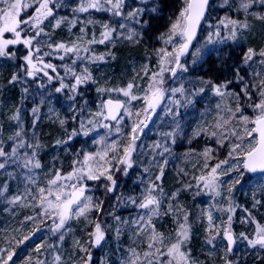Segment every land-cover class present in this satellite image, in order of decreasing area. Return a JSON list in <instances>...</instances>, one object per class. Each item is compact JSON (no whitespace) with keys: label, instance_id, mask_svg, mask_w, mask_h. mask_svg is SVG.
Returning a JSON list of instances; mask_svg holds the SVG:
<instances>
[{"label":"rangeland","instance_id":"1","mask_svg":"<svg viewBox=\"0 0 264 264\" xmlns=\"http://www.w3.org/2000/svg\"><path fill=\"white\" fill-rule=\"evenodd\" d=\"M232 1L235 0H227V3H225V0L213 1L212 7L210 10H208L204 24L198 33L197 39L192 46L191 51L186 58L181 60V64H183L184 67L187 68V71L185 72L182 69H177L175 77L171 72L164 73V83L162 87L165 89V98L157 106L156 111L154 113H150L151 118L147 121V124H150L153 120H155L168 124L169 128H172L171 132H168L173 133L172 136H169L172 140L171 143L175 139V145H179L180 148H183L180 149L181 155H172V161L177 160L178 163L184 162L185 158L183 157L185 156V154H188L187 149L189 148V145H191L192 140L197 141L199 139H202L203 137H217L218 139H222V137H220L219 135L213 136L212 133H224V135L227 136L228 132L234 127L238 130V122L236 119H233L223 128L218 129L216 127L218 123L223 124L224 120L228 119V117L231 115L229 109H231L232 111H235L236 109L238 101L236 96L230 93L231 91L227 92L224 88H222L221 91L224 93V95H217L213 90V86L209 85V82H207V80H204L203 82L205 83V86L202 85L203 83L199 84V90L190 92V90L184 89L183 94L176 93L175 95H173V93L171 92L172 88L183 87V84H186L189 81L190 77H192L190 73L198 75L200 72H204L205 67L204 63L202 62L206 55H208L214 48L227 43L233 44L234 40H246L248 45H250V48L254 49L255 55L253 56V67L255 69L256 76L257 73H260V75L256 77L258 81L256 80L257 92L255 97H257V99L254 103L259 102L260 96L258 89L260 86V80L264 79V64H261V60H264V57H261L259 55V53L264 50V19H258L257 14L260 16H264V5H261L259 3V0H255V2L249 8L248 12H245L244 10L241 13L238 12L241 17L235 19V21L238 22L236 37L235 39H231L230 37L232 26L229 25L228 28H225L224 24H221L220 21L224 20L225 23H227L229 19L234 20V18L230 17L226 13L220 12V9L223 10L225 6ZM236 1L237 3H235L234 5L239 6V2L241 0ZM24 2L32 5L30 8L24 10L21 13V16L23 18H27V16H30L35 12V8L38 7V4L34 3L33 0H24ZM61 3V9L66 12V15L64 16L56 15L57 8L55 7V4H50V7H53L56 19H59L61 17H65L67 19L60 25V27L53 28L55 19L49 17L41 25V27L44 29L43 33L37 38L36 41L33 42L32 51L35 54L33 62L37 63V60L41 61V63L37 64V67L42 69L41 71H38L33 77L27 76V73L24 71V68L27 67V64L24 61L23 57L27 55L28 49L25 48L24 45H12L9 46L6 51H8L9 49H15L17 51V49L19 50L20 48L25 50L23 52V57L20 59L21 63H18V67L21 70V79H17V84L18 87L21 88V90H29L35 83L38 84V82L45 79V83L42 84V88L44 89L46 94L38 99L39 104L43 102L44 105V103L47 102L43 109H46L48 107L53 94L61 95V97H73V99L66 98L67 102L69 103V109L60 115V120H66L67 124H65L63 127L60 124V128L62 127V131L57 128V131L59 129L61 134L63 133V144L75 142L77 143V151H79L78 157L77 154H75V156L74 154L70 153V160L69 156L66 155L68 160L63 161L67 162V165H71V169L65 171L68 167L66 165H62L63 162L58 163L59 166L56 167L55 171L59 170L60 172H65L64 174L62 173L63 175H67L72 171L73 161L77 158L83 160V155L85 152L94 154L97 151H103L105 147L111 146L113 143H115L117 145L116 150L113 152H109L108 158L111 159V157L113 156L123 157L124 148L130 141L121 143L122 139L125 137V135L131 132V127L134 123L138 124L140 120H143L145 117V113L143 111L145 107V101L143 99H138L130 101V103L128 104L129 110L131 111L132 115L131 117L127 115L124 116V119L121 121L120 125L121 132H116L117 125L115 121H103V123L109 124L111 131L100 126L99 124H96L94 127V125L89 124L88 121L92 120L96 122L98 119H102L95 117L93 114L100 110L98 105H101L104 100L100 101L97 99L88 98L84 99L83 97H81V88H85V92H89L86 87L93 86L92 91L97 92L98 88H124L129 82H132L134 85H136V87H134L132 90L133 95L143 97L144 90L150 83V77L152 73L159 72V50L161 48H167L169 51H171L172 45H166L162 43L160 48V43H157V38L159 37V35L156 33L151 36L147 34L146 40H148L149 44L147 46L145 55L146 57L142 63V66L138 70H134L132 72L131 79H127V83L121 85L118 81H114L111 82V84L108 85L107 88H105L103 86H100L96 79L106 77L105 73L107 72L108 68V65L106 63L111 57V48L114 44V40L121 37L120 33H122V37L126 38L129 34L130 29L135 32L134 29L143 28L141 26L136 27L137 24L130 25L128 23V21L132 20L127 18L128 13L138 8L135 6L132 0H125V3L121 9V16H115L112 12L97 11L95 9H89L88 12L74 14L73 9L79 5L80 0H61ZM0 7H2V5H0ZM142 10L143 11H141L137 15L135 21L140 18L141 13L143 14V7ZM229 11L235 13L237 11V8H232ZM106 15L110 16L114 20H117L116 24L119 27V30L117 33L113 31L110 38L108 40H105L104 43H99L98 41L103 38L101 36V33L105 30L103 25L107 22ZM74 18L76 22L74 24L69 23ZM88 20H92L93 23H87ZM121 24H124L125 27L121 28ZM239 24H246L247 27L241 28L239 27ZM81 28H84L83 33L81 32ZM111 28L114 29L117 27L115 25H111ZM122 29L123 31L126 30L125 34ZM217 32H219V35H217ZM210 34L211 42H209ZM29 35H35V31H30ZM81 37H83V39H80ZM5 38H11V34L6 33ZM92 39H95L97 43L89 44L88 41ZM176 42L179 43V40L177 39ZM58 43H64L68 47H72L73 44H75L80 48L79 57H77L75 53H65L62 49H56L55 45ZM49 44H51L52 47H49ZM85 47L88 48V51H84ZM37 48L40 49L38 53L36 52ZM197 49H200L199 54L194 56L193 53H195ZM46 53H48V55H46ZM102 55L104 56L103 60L95 59V57ZM61 57H63V59H61ZM6 64L8 65L9 69H12L11 63L8 62ZM43 64H52L55 68V71H53L52 68L44 69ZM145 66L148 69L147 75H145L144 72ZM174 66V64L169 65V67ZM66 69H70V71H66ZM85 69H87V73L85 72ZM12 70V72H14V75H18L19 69L14 68ZM44 72H47L48 75L45 76ZM73 72L76 75L90 74L92 77L91 80L80 84L75 93L71 92L70 88V86L75 83V77L72 74ZM49 76L52 77L51 80L48 79ZM61 81H63V83L68 85L69 87L64 88L61 92L58 93L55 91V89L60 87ZM200 89H203V91H200ZM202 92L207 93V99H199L198 103L195 104L196 99L201 95ZM103 93H106L113 99H119L121 101H126L128 99L124 97L122 93H118L115 91H105ZM97 94L100 95L102 93ZM78 97H81V99L76 101L75 99H77ZM25 98L28 102H30L32 107L37 109L36 112L40 111V108L43 105L38 104V106H36L33 96L30 93H26ZM189 100L196 105L197 111H195L193 106H189L191 104L189 103ZM176 101H179V103L177 104ZM71 105H73L74 108H71ZM186 105L187 107H185ZM217 105H219V108L217 107ZM14 106L15 107L12 111H0V145L2 144L3 146H5L7 149L6 153L10 154L12 148L16 146L21 140H23L25 146L22 148H18V151H27L19 153L20 156L17 157L18 163L16 164H19L23 167V160L25 156L27 155L28 157H31L34 150L36 152V156L34 159L40 163L38 157L40 147H35L37 144L35 142L34 136L31 137V135H28L26 137H17L15 135L16 138H13L12 144H6L5 142V138L13 136L14 133L22 129V126L19 124L16 125L15 120L12 119V117L18 110V105L16 104ZM167 109H170V112L166 111ZM250 110L251 113L245 115L252 116L253 109L250 107ZM67 113L69 114L68 116L66 115ZM137 113H139V116L136 115ZM181 114L182 117L178 119L179 127L177 128L175 123L172 121L174 120V116L178 117ZM74 116L75 119H73ZM169 116H172V118L169 119ZM189 119L191 122V127L189 131L185 133L187 134L186 137L185 135H183V132L186 129ZM81 121L84 122V129L80 128ZM93 127L94 130L90 131L87 136L83 134L84 131ZM142 127L143 130H145L146 127ZM249 127H251V125H249ZM73 129H75L79 134L69 140L68 137L72 133ZM163 130L164 126L163 124H160V133H162ZM197 132H199L198 135L196 134ZM101 137H105L104 144L93 143V141L99 140ZM74 139L76 140L74 141ZM151 142V145H154L155 140L152 139ZM238 142L239 141H237L235 137L228 136L227 139H223L222 144L217 143V141L215 142V144L219 150H223V148H225V150L229 152L230 144ZM28 144H31L34 147L29 148ZM68 150L69 149L67 148V151ZM81 150L82 153L80 154ZM218 156L219 154L215 155V161H213L215 164L218 162L216 160ZM6 159V165H9V158L6 157H0V163H5ZM227 159H229V164L222 166L225 170L230 168L232 165L237 164V159H232L229 157ZM151 160L150 162H152ZM199 160L200 161L198 163H201V167L205 168L204 165L206 159L201 158ZM131 161L132 166L127 168L128 171L126 174L129 177V181L132 182L131 185L133 186L130 187L129 196L125 198L120 194L121 185L117 183L114 186V191L108 193L111 198V207L109 209L111 214H115V212L118 214L125 213L126 216L130 214V212L127 211L128 208L135 209L132 213L136 215V219L130 218V223L132 224L133 221L139 220L140 216L144 215L146 212L145 209H141L137 206L144 199V197L142 199L141 194L140 197L136 199L137 192L133 191V188L142 190V187H135L138 186L136 183L133 185L135 177L137 175L142 177V173L146 174V169L153 166L148 165L147 168L141 167L138 169V162L142 161V153L138 152L137 145L131 156ZM215 164L211 165V167H214ZM126 167L127 166L121 164L119 160H112L111 173L113 178L114 174H123ZM211 167H207L202 175H207V173L211 170ZM23 168L25 169L27 178L29 179V187L26 188V186L24 185L17 184L15 193L8 199L9 202L12 201L15 196L21 197V200L15 203H11L14 208L16 207V211H14L12 220L0 226V248L5 250L3 253H0V255H3V257L7 259V254L9 252L14 254L16 249L15 247L18 248L19 245H23V248H25V254L23 256L24 258L14 260V257L12 256V260L9 261V264H28L29 258H31V264H36L37 259L47 261V264H53L55 255H60L61 261L59 262V264H64L66 261V257L63 256V241H60V239L59 241L57 240L58 242L55 248L56 251L50 253L47 256V252L45 251V249L47 246L46 240L49 238V234L55 235L56 233H58L60 235H64L68 230V227H78V224L81 223H83V227H85V225L89 226V224L91 226V223H93L94 221H96L95 223L99 222L102 225V222L100 221L101 214L97 213V215L92 218L89 211L85 216L77 217L73 212L70 218L66 221L65 227L60 229V231L54 233L52 229L54 228L55 224L59 223V217L56 214L58 210L46 209V206L40 205L38 188H47V181L54 177L55 171H50L48 168V170L41 172V167H32L31 171H29L28 168ZM143 176L145 179L144 182L146 183L145 188L148 189L149 187L147 185L150 186L151 180L154 177H152V175L148 177H145V175ZM149 177L151 178L149 179ZM27 178L25 177V179ZM33 180L35 181V183H32ZM237 180H239V183H236ZM101 181H103L105 186H111L109 181L103 178L101 179ZM187 182H190L189 185H191V188L188 191L187 195L189 199L188 201L187 199H183L171 203L169 200L161 198L162 201L160 204L159 214L152 217L151 225L143 222L141 224H133V230L135 232H142V239H138V235H136L137 238H134V241H138V244L131 243L128 246L129 248L126 250V254H124V256H115L118 263L121 264V261L128 260L130 248H135L136 251L140 254L141 261H143V253L149 250L147 246L148 243L151 242L150 235L153 228L156 230V232L162 234V236L164 237L163 245H156V247L160 248L161 251L166 254L168 247L176 242L179 224L185 223L184 214L186 213L189 219V217L192 216L193 212L196 217V229L191 227L187 219V224L189 223V238L181 249L182 251L189 254L190 264H225L226 261L230 262V264H234L237 262V256L242 250H247L249 252H252L253 254L264 252V248H260L259 246L251 247L248 245L247 240H244L240 236V233L243 232L249 238H255L257 224L264 227V174L254 178H249L245 173L244 168L241 166L239 171L232 170L229 171L227 175H219L217 188L219 195H216L209 189L205 188L203 182H200L198 184L197 178L195 181H190L188 179ZM229 189H231V192H229ZM127 194L128 193L125 192L124 195ZM86 195H89L87 191ZM130 197L132 199H130ZM133 199L135 200V203H133ZM256 201H259V203H256ZM230 204L234 208V211L232 213L221 210L227 209ZM254 204L255 206H253ZM27 208H30L31 213L26 212ZM209 212L213 217V227L211 230H209L208 218L206 215V213ZM229 215H232L231 231L235 238V248L231 254L227 253V247L223 240L224 236L222 230L224 226L228 225ZM28 217H32V219H27ZM36 217H38L39 219H36ZM144 219L145 221H147V215H144ZM95 223H93V227L90 228V233L94 232ZM102 228L105 230V239L101 242L100 245H97L95 247L98 249L97 255L95 256V263L109 264V254H113L114 251L112 250H117L114 245V241L117 238V226L114 225L111 226V228L109 226H102ZM218 230L219 235L217 236L216 233ZM26 236L29 238L27 240H24V237ZM31 236L34 239H30ZM210 236H216V240L213 244L206 243V240ZM86 238H88L87 235ZM90 238L92 239V237ZM20 241H23V243H20ZM37 245H43L40 252L36 251ZM151 251L155 252V248ZM70 257L69 264H79L81 255L72 254ZM157 258L166 260L167 256L165 255Z\"/></svg>","mask_w":264,"mask_h":264},{"label":"snow or ice","instance_id":"2","mask_svg":"<svg viewBox=\"0 0 264 264\" xmlns=\"http://www.w3.org/2000/svg\"><path fill=\"white\" fill-rule=\"evenodd\" d=\"M34 3L38 4V7L35 8V12L27 16V18H23L21 13L24 10H27L32 5L24 2V0H0V56H8L9 53L6 51L9 46L22 44L25 48L28 49L27 55L23 57L24 61L27 64V67L24 68V71L27 73V76L33 77L36 75L38 71L42 69L37 67L38 63H41L40 60H37V63L33 62L34 52L32 51L33 42L37 40V38L43 33L44 29L41 25L47 20L49 17L55 19V24H53V28L60 27V25L67 19L65 17H61L59 19L55 18L53 7H50V4H55L56 8L62 6L61 0H33ZM209 0H184V6L181 8L179 15L172 22L171 27L167 33V38L165 39L166 45H172V50L169 51L167 48H161L159 50V72L152 73L150 77V83L147 88L144 90L143 97H138L133 95L132 90L136 85L132 82H129L124 88H116V89H104L98 88V93H103L105 91L108 92H118L122 93V95L128 98L126 101H121L119 99L109 98L102 102L101 105H98L99 111L95 112L93 115L98 119L96 122L89 120V124H93L94 127L96 124L109 129L111 131L109 124L103 123L104 120L107 121H115L116 122V132H121V121L124 119V116L127 115L131 117L132 113L129 110L128 104L130 101L143 99L145 101V107L143 109L145 113V117L143 120H140L138 124H133L131 127V140L124 148L123 157L113 156L111 159L108 158L109 152H113L116 150L117 145L113 143L111 146L105 147L103 151H97L96 153H88L85 152L83 155V160L79 158L73 161L72 171L67 175H63L59 170L55 171V175L53 178L47 181V188L40 187L38 188L39 192V203L41 206H46V209H55L58 210L56 214L59 217V223L54 225L52 231L58 232L60 229L65 227L66 221L70 218L71 214L79 216H85L87 212L91 209L95 208L96 211L102 210L103 201L99 203H94L93 197L86 195V184L85 181H99L102 178L109 181L111 186H105L106 191L111 193L114 191V186L116 181L113 179L111 173L112 160H119V162L127 167L124 169L125 173H127V168L132 166L131 156L136 147V140L139 138L138 133L143 131L142 126H146L147 121L151 118L150 113H154L156 111L157 106L160 102L165 98V89L162 87L164 80L163 76L165 72H171L175 77L177 73V69H182L183 71H187V68L181 64V57H183L189 50V46L192 41L196 38L197 29L201 24L202 19L205 16V9L208 5ZM255 0H241L240 7L248 12L249 8ZM125 3V0H80L79 5L73 9V13H83L88 12L89 9H95L97 11H108L112 12L115 16H121V9ZM227 3V0H225ZM261 5H264V0H259ZM143 11L142 9H136L132 12L128 13L129 19L135 20L137 15ZM155 11V9H153ZM258 19H264V16H260L257 14ZM76 22L75 18L71 20L69 23L74 24ZM87 23H93L92 20H88ZM221 24H224L225 28H228L229 25L232 26L231 29V39H235L236 30L238 22L235 20L229 19L227 23L224 20L220 21ZM104 31L101 33L103 37L99 43H104L105 40H108L114 31L108 24H104ZM121 28H124L125 25L121 24ZM239 27L244 28L247 27L246 24H239ZM35 31V35H29L30 31ZM81 32H84V28H81ZM10 33L11 38H5V34ZM23 34V35H22ZM135 33L130 29L129 34L126 37L129 40L133 39ZM219 35V32H217ZM80 39H83L81 37ZM179 40V43L176 40ZM209 42H211V34L209 35ZM89 44L97 43L95 39L88 41ZM49 47H52L49 44ZM56 49H62L65 53H75L77 57H79L80 48L73 44L72 47L66 46L64 43H58L55 45ZM39 48L36 49V52H39ZM84 51H88V48L85 47ZM200 49H197L194 56L199 54ZM14 55V54H13ZM48 55V53H46ZM255 55L254 50L249 48L247 53H245L243 62L247 64L249 61L253 59ZM259 55L264 57V50H262ZM63 59V57H61ZM97 60H103L104 56L95 57ZM75 63V61H74ZM175 65L174 67H169V65ZM261 64H264V60H261ZM43 68H52L55 71V68L52 64H43ZM66 71H70V69H66ZM87 73V69H85ZM145 75H147L148 69L145 66L144 68ZM75 77V83L70 86L71 92L75 93L80 84H83L92 79L90 74L85 75H76L74 72L72 73ZM44 75L47 76L48 73L44 72ZM260 73H257L259 76ZM238 79L243 81V77L239 76L237 72ZM19 77L17 75H13L12 81H16ZM49 80L52 79L51 76L48 77ZM43 87V85H41ZM69 87L61 81L60 87L56 88V92H61L64 88ZM226 87V85H213V90L217 95L223 96L224 93L221 91L222 88ZM25 91H27L25 89ZM203 91V89H200ZM171 92L173 95L176 93L183 94L184 89L181 88H172ZM241 92L244 96L248 97L251 100V95L249 92V85L245 83L244 87L241 89ZM259 92V102L250 103L248 107L253 109V115H245L243 113V105L239 103L241 97L237 95V106L235 111L229 109L231 115L228 119L224 120L223 124H217L216 127L218 129L223 128L225 125L229 124L233 119H236L238 122V130L237 128H233L228 132V135H224V133L213 132V136L219 135L222 139H218L217 143H223V139H227L228 136H233L236 138L238 143H232L229 147L228 157L232 159H237V164L232 165L227 170L223 169L222 166L229 164V159H224L215 164L214 167H211V170L207 173V175H201L197 178V183L203 182L205 188L209 189L211 192L219 195L217 191L218 188V176L219 175H227L229 171L235 170L239 171L242 166L245 170L249 172H260L264 173V79L260 80V86L258 89ZM69 99H73L72 96H69ZM178 104L179 101H176ZM189 103L191 101L189 100ZM219 108V105H217ZM37 109H33V113L35 114ZM166 111L170 112V109ZM123 113V115L121 114ZM139 116V113L136 114ZM12 119H18V116H13ZM75 119V116L73 117ZM61 125L65 123V121H60ZM251 125V127H249ZM84 122L81 121L80 128L84 129ZM90 128L83 132L85 136L88 135L90 131L94 130ZM179 125H177V128ZM175 131V129H174ZM79 133L73 129L72 133L69 135L68 139L71 140L72 137L78 135ZM197 135L199 132L196 133ZM17 137L21 135L18 131L15 134ZM167 136H172L173 133L165 134ZM12 139V137H9ZM105 137H101L99 140L93 141L95 144H104ZM61 143V141H57V144ZM24 141L21 140L16 146L12 148L11 153H6L2 148H0V157H16L18 148L24 147ZM29 148H33L34 146L28 144ZM35 147H39L36 145ZM156 147H160L159 144ZM168 151L167 148L164 149ZM212 149L206 148L203 155L206 158L204 167L207 168V158H210V153ZM36 156L35 150L32 153L31 157L25 156L23 160V167L28 168L31 171L32 167L40 168L41 165L34 158ZM7 159L5 163H0V169L5 168ZM15 162V161H14ZM163 174V168H161V175ZM161 177L157 176L156 179L159 180ZM32 183H35L33 180ZM239 183V180L236 181ZM157 190V186L150 185L147 189V194L144 196V199L137 205L141 209H145L146 212L144 215H147L148 219L145 221L144 215H141L139 220L133 221V224H141L147 223L151 225L152 217L159 214L161 199L160 197L163 195L162 189L160 190V196L155 195L154 193ZM231 192V189H229ZM4 195V191L0 190V196ZM175 197V193L172 194ZM35 199V197H34ZM130 199H132L130 197ZM21 200L20 196H15L10 203H15ZM133 203L135 200L133 199ZM259 203V201H256ZM255 206V204L253 205ZM222 211H227L232 213L234 208L229 205L227 209H221ZM208 218L209 230L213 227V217L212 214L206 213ZM27 219H32V217H28ZM117 221L120 220L119 217L115 218ZM187 214H184L185 223L179 224L177 230V238L176 242L171 244L167 249V253L165 254L161 251L160 248H157L156 245H163L164 237L162 234L156 232L153 228L152 233L150 235V243H148V251L143 253L144 260L141 261L140 254L136 251L135 248L129 249V258L127 261H121V264H190V256L188 253L182 251V247L185 242L189 238V226L187 224ZM231 221L232 215L228 216V225L223 227V236L227 241V252L231 253L233 251V244L235 243V239L233 233L231 231ZM254 222V221H253ZM94 232L90 233L92 239L90 242L93 246L100 245L101 242L105 239V230L102 228L101 223L97 222L94 225ZM120 228L117 227L116 233L117 238L120 235ZM139 234V233H137ZM216 235H219V230ZM241 238L247 240L248 245L251 247L259 246L260 248H264V227L257 224L255 238H249L243 232L240 233ZM29 237H24V240H27ZM64 235L61 234L59 239L61 241L64 240ZM216 240V236H210L206 243L213 244ZM23 243V241H20ZM79 245V241L76 242ZM43 245H37L36 251L40 252ZM48 247H52L49 245ZM155 248V252L151 251ZM82 251H86L85 249H81ZM5 250L0 249V253H3ZM167 256L166 260L158 259L157 257ZM13 253L9 252L7 254V259L0 255V264H9V261L12 260ZM91 260V254H88V261H85L84 264H88ZM61 261L60 255H55L53 259V264H59ZM28 264H31V258H29ZM36 264H47V261H42L37 259ZM225 264H230V262L226 261Z\"/></svg>","mask_w":264,"mask_h":264},{"label":"trees","instance_id":"3","mask_svg":"<svg viewBox=\"0 0 264 264\" xmlns=\"http://www.w3.org/2000/svg\"><path fill=\"white\" fill-rule=\"evenodd\" d=\"M213 1L214 0H211L208 10L211 9ZM132 2L138 9H142L143 7L144 12L143 14L141 13L140 18L137 21L132 19L128 21V23L130 25L137 24L136 27L141 26L144 29H134L135 35L133 36L132 40L122 37V33H120L121 37L114 40V44L111 48V57L106 63L108 65L107 72L105 73L106 77L96 79L99 85L105 88H107L108 85L114 81H118L121 85L127 83V79H131L132 72L134 70H138L142 66V63L146 57L145 55L147 46L149 44L148 40H146L147 34L150 36L154 35V33L159 35L157 38V43H160V48L162 43L165 44L164 41L167 38V33L171 27V24L175 21L181 8L184 6V0H132ZM240 2L239 6H236L234 4L237 3V1H232L231 3L227 4L223 10L220 9V12L228 14L230 17L234 18V20L236 18H240L241 15L238 14V12L241 13L243 11V9L240 8ZM235 7L237 8L235 13L229 11L232 8L235 9ZM153 9H155V11H153ZM56 11L57 16L66 15V12H64L61 7L57 8ZM106 17V24H108L110 27L111 25H115L117 28H114V31L117 33L119 30V27L116 24L117 20H114L108 15H106ZM123 32L125 34L126 30ZM249 48L250 45H248L246 40H234L233 44L227 43L214 48L208 55H206L202 62L204 63L205 67L204 72H200L198 75L190 73L192 77H190L186 84H183V89L190 90V92L199 90V84L203 83L202 85L205 86V83L203 82L204 80H207L211 86L226 85V87H224L225 90L229 92L231 91L230 93L236 97L237 95L241 97L239 103L243 105V113L250 114L251 110L250 107H248V104L254 103L257 99V97H255L257 92V76L253 67L254 60L252 59L247 64L243 62L244 55L247 53ZM11 50H8V56L0 57V111H12L15 107L14 105H18V110L14 116H18V119L15 120V124L22 126V129L19 131L21 133L20 136H34L36 144L40 147V151L38 153L41 164L40 171L44 172L45 170H48V168L50 171H55L56 167L59 166V162L68 160L67 156H69L70 160V153L74 155L77 154V157L79 155V151H77L76 148L77 143L74 142L76 139H74V143L70 142L63 144L64 137L62 136L63 133L61 134L60 132V130L62 131V127L67 124L66 120H63L65 123L60 128V115L69 109V103L67 102V99L69 98L67 96L61 97V95L53 94L48 107L43 109L47 102L44 103V105L43 102L39 104L38 99L46 94L44 89L41 87V85L45 83V79L38 82V84L35 83L27 91L21 90L17 84L18 80L12 81V77L14 75L12 69H19L17 76L19 77L18 79H21V70L18 67V63H21L20 59L23 57V52L25 50L21 48L19 50L17 49V51L15 49ZM8 62L12 64V69H9L8 65L6 64ZM237 72L239 73V76L243 77V81L238 79ZM245 83L249 85L251 100H249V98L244 96L241 92V89L244 87ZM86 88L89 92H85V88H81V97L84 99H97L101 101L105 100L107 97H110L106 93H102L100 96L97 94L98 92H93V86H88ZM26 93H30L33 96L36 106H38V104L43 105L39 112H36L35 114L33 113L34 107H32L30 102L26 100ZM81 97H78L75 100L77 101L81 99ZM199 99H207V93L202 92L201 95L196 99L195 104L198 103ZM195 104L191 102L189 106H193L195 111H197ZM187 105L185 107H187ZM71 108H74V106L71 105ZM66 115L68 116L69 114L67 113ZM181 117L182 114L178 117L174 116V120L172 122L175 123L176 127L178 125V119ZM171 118L172 116H169V119ZM160 124H163L164 126L162 133L159 131ZM164 124L165 123L153 120L150 124L148 123L145 126V130H143L141 133H138L139 138L136 140V145L138 146V152L142 153V161L138 162V169L141 167L147 168L148 165L153 167L146 169V174L142 173V177L139 175L135 177L133 185L136 183L138 186L135 187H142V190L133 188V191L137 192L136 199L139 198L141 194L143 199V197L147 194V189L145 188L146 183L144 182L145 179L143 175H145V177L152 175L154 178L151 180L150 185L157 186V190L154 194L160 196V190L162 189L163 191V195L160 197V199L163 198L169 200L171 203L183 199H187L188 201L189 199L187 195L191 188V185H189L190 182H187L188 179L190 181H195L196 178L202 175L204 170H206V168L201 167V163H198L200 161L199 159H206L203 155L205 149H212L210 158H207L208 167H211V165L215 164L213 161H215L214 158L216 154H219L218 158H216L218 162L227 159L228 151H226L225 148H223V150L218 149L215 144V142L218 140L217 137H201L202 139L191 141V145H189V148L187 149L188 154H185L183 157L185 158L184 162L178 163L177 160L172 161V155H181L180 149L183 148H180L179 145H175V139L171 143L172 140L165 134L171 132L172 128H169L168 124ZM190 127L191 122L189 119L186 129L183 132V135L186 137L187 134L185 133L189 131ZM57 128L60 130L58 129L57 131ZM130 133L125 135L121 143L131 140ZM15 134L16 133L11 136L12 139L5 138L6 144L13 143V138H16ZM152 139L155 140L154 145H151ZM58 140L61 141V143L57 144ZM157 144H159L160 147H156ZM0 147L5 152H7L5 146L1 144ZM67 148L69 149L68 151ZM165 148H167L168 151H165ZM24 151L27 150H20L17 152L16 157H10L8 159L10 164L5 165V168L0 170V190L4 191V195L0 196V226L8 223L10 220H12V216H14L16 207L14 208L10 201L8 202V199L15 193L17 184L24 185L26 188L29 187V179L27 178L25 169L19 164H16L18 163L17 157L20 156L19 153ZM81 153L82 150L80 151V154ZM150 160L152 162H150ZM62 165H66L68 167L65 171L71 169V165H67V162H63ZM161 168H163L162 175ZM61 173L64 174L65 172ZM126 174L127 173L125 172H123V174H114L113 178L116 180L117 184L121 185L120 194L125 198L129 196L130 187H133L131 185L132 182L129 181V177ZM157 176H160L161 178L157 180ZM25 177L27 179H25ZM150 178L151 177H149V179ZM147 186L149 187V185ZM86 188L89 196L93 197L94 203L103 201L101 211L98 212L95 208L90 210L91 217L93 218L97 215V213H100V221L102 222V226H109L111 228V226L116 225L121 230L119 237L114 241V245L117 250H112L114 251L113 254H109L108 257L109 264H120L117 262L115 256H124V254H126V250L129 248L128 246L131 243L138 244V241H134V238H137L136 235H138V239H142L143 236L142 232H135L133 230V223H130V218L134 219L136 217V215L132 213L135 209L124 208L130 212V214L126 216L125 213L118 214L115 212V210V214H111L109 211L111 207V198L109 193L106 191L103 181H86ZM125 192L128 194L124 195ZM173 193L176 194L175 197H173ZM26 212L31 213L30 208H27ZM116 217H119L120 220L117 221L115 219ZM36 219L39 218L36 217ZM188 221L191 227L196 229V217L194 212L192 213V216L189 217ZM95 222L96 221L93 223ZM93 223H91V226L89 224V226L85 225V227H83V223L78 224V227H68V230L64 234L65 238L62 242L64 248L63 256L66 257L64 264L70 263L69 257L72 254L81 255L79 264H84L85 261H88L89 253L91 254V260L88 262V264H96L95 256L97 255L98 249L94 248L90 242V228L93 227ZM56 234H49V238L46 240L47 246L45 251L47 252V256L50 253L56 251L55 248L60 237V234ZM86 235L88 238H86ZM30 239L34 238L31 236ZM77 241H79V245L76 244ZM49 245L52 247H48ZM15 248V253L13 254L14 260L21 258L23 259L25 254V248H23V245H19L18 248ZM81 249H85L86 251H82ZM236 261L237 262L234 264H264V252L253 254L247 250H242L238 254Z\"/></svg>","mask_w":264,"mask_h":264},{"label":"water","instance_id":"4","mask_svg":"<svg viewBox=\"0 0 264 264\" xmlns=\"http://www.w3.org/2000/svg\"><path fill=\"white\" fill-rule=\"evenodd\" d=\"M210 1H211V0H209L208 5L206 6V9H205V16H204V18L202 19L201 24L199 25V27H198V29H197V34H198V32H199V30H200V28H201V26H202V24H203V22H204V19H205V17H206V14H207V11H208V6H209ZM196 38H197V35H196ZM196 38L192 41L191 45L189 46V50H188V52H187L183 57H181V59L185 58V57L189 54V52H190V50H191V48H192V46H193V44H194ZM106 100H107V99H106ZM244 171H245L246 174L249 175L250 177H255V176L259 175V174H262V173H260V172H255V173H253V172H249V171H247V170H245V169H244ZM224 242H225V244H226V246H227V241H226L225 239H224ZM93 247H96V246H93ZM234 247H235V243L233 244V249H234Z\"/></svg>","mask_w":264,"mask_h":264},{"label":"bare ground","instance_id":"5","mask_svg":"<svg viewBox=\"0 0 264 264\" xmlns=\"http://www.w3.org/2000/svg\"><path fill=\"white\" fill-rule=\"evenodd\" d=\"M227 91V90H226ZM227 92H229V91H227Z\"/></svg>","mask_w":264,"mask_h":264}]
</instances>
